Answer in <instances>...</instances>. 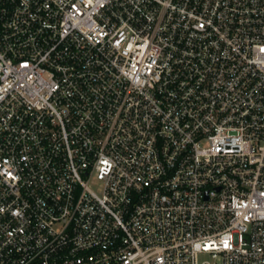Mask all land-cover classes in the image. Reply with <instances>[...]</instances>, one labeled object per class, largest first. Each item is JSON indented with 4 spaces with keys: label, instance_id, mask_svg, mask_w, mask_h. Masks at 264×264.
<instances>
[{
    "label": "built area",
    "instance_id": "obj_1",
    "mask_svg": "<svg viewBox=\"0 0 264 264\" xmlns=\"http://www.w3.org/2000/svg\"><path fill=\"white\" fill-rule=\"evenodd\" d=\"M0 264H264V0H0Z\"/></svg>",
    "mask_w": 264,
    "mask_h": 264
}]
</instances>
